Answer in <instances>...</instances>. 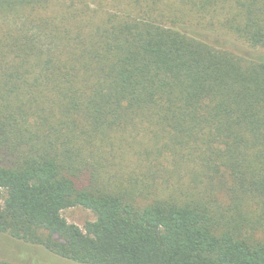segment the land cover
I'll return each instance as SVG.
<instances>
[{
	"label": "trees",
	"instance_id": "obj_1",
	"mask_svg": "<svg viewBox=\"0 0 264 264\" xmlns=\"http://www.w3.org/2000/svg\"><path fill=\"white\" fill-rule=\"evenodd\" d=\"M0 234L48 264H264V0H0Z\"/></svg>",
	"mask_w": 264,
	"mask_h": 264
},
{
	"label": "rangeland",
	"instance_id": "obj_2",
	"mask_svg": "<svg viewBox=\"0 0 264 264\" xmlns=\"http://www.w3.org/2000/svg\"><path fill=\"white\" fill-rule=\"evenodd\" d=\"M129 133H132L131 135H133L136 138V142L134 144L136 150L140 151L142 149V147L138 148L137 146L138 143L142 144L144 147H148V149L151 148L149 146L151 143H153V141H152V136L148 131V128L143 127L142 130H140L139 127L134 128V130L129 131L128 134ZM152 158L153 160H146L144 158L139 159L138 155H135L128 159L126 158L122 159V157L120 156V151L104 152V164L108 169H111V167L119 169L115 164V163H119L124 173H128V175L135 173L139 177H143L145 181L147 180L149 181L151 179V172L148 171V167L155 166L156 160H154V155H152ZM164 166H167V168L173 170L172 164H170L166 160H164ZM163 173L165 172L163 171ZM178 173H185V169L180 168L179 170H177L175 175ZM61 213L62 216L65 217L68 222L74 223L81 228L84 227L87 221H92L95 219L94 214L90 210L83 208L81 206H75L65 209ZM32 248L33 247H30V244H27L20 240H14L12 238H9L8 236L0 234V259L16 262L20 264L49 263L47 259L48 257H46V255H44L43 253H40L39 251H36L39 254L38 257H36L35 255L36 253L35 251L32 250ZM43 259L48 263H43L42 262Z\"/></svg>",
	"mask_w": 264,
	"mask_h": 264
}]
</instances>
